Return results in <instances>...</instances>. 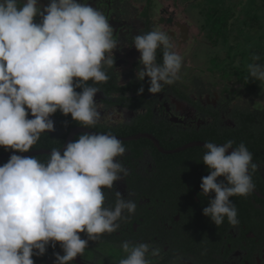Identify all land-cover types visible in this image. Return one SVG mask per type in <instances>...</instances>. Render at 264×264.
I'll return each instance as SVG.
<instances>
[{"label": "clouds", "instance_id": "1", "mask_svg": "<svg viewBox=\"0 0 264 264\" xmlns=\"http://www.w3.org/2000/svg\"><path fill=\"white\" fill-rule=\"evenodd\" d=\"M35 16L42 17L40 23L33 22ZM113 31L103 12L86 0H50L43 11L37 0H0V146L5 151L32 149L41 133L54 130L50 117L57 110L88 128L98 122L94 96L100 89L87 82L108 81L105 69L114 66L113 50L118 48ZM132 45L142 65L136 79L147 76L150 93H160L180 79L183 57L173 50L166 32L153 28L137 34ZM157 49L162 50V63L157 62ZM252 59L260 56L253 54ZM248 68L251 77L264 82V63ZM77 87L82 91L76 92ZM143 91L141 86L137 95ZM252 109L264 111V102L256 100ZM203 147L207 152L202 161L210 173L201 178V193H214V198L202 214L216 226L225 217L237 226L230 197H247L253 191L249 167L257 165L252 153L243 142L233 148L232 140L204 142ZM125 151L116 136L99 133L80 135L62 155L51 149L46 164L12 154L0 166V264H34L32 257L44 255L46 246L55 247L56 242L64 254H55L54 264H71L88 240L117 231V222L137 205L116 192L115 207H105L102 188L112 189L114 181L128 174L114 159ZM221 176L224 181L218 182ZM80 232L88 239H81ZM122 248L128 255L119 264H151L145 258L148 243L130 246L124 241ZM150 254L158 255L159 249Z\"/></svg>", "mask_w": 264, "mask_h": 264}, {"label": "flooded vegetation", "instance_id": "2", "mask_svg": "<svg viewBox=\"0 0 264 264\" xmlns=\"http://www.w3.org/2000/svg\"><path fill=\"white\" fill-rule=\"evenodd\" d=\"M38 2L43 11L50 0ZM86 3L103 12L118 41V48L113 50L114 66L105 69L108 81L87 82L100 89L94 96L100 113L98 122L88 128L74 121L71 114L57 110L50 117L54 130L41 133L29 151H5L0 146V166L10 159L6 156L10 153L35 157L46 164L51 149H58L62 155L66 145L82 134L116 136L126 151L114 159L128 174L114 181L112 189L102 188L104 206L114 208L119 192L136 203V210L124 214L126 218L117 222V231L104 233L96 241L88 240L83 254L71 264H119L128 255L122 248L124 241L130 246L148 243L145 258L151 264H264V111L252 109V98L241 102L239 96H222L211 87L204 88L193 75L187 81L179 79L165 85L160 93H150L149 78L136 79L137 68L142 65L132 43L135 35L155 28L152 11H138L127 0ZM41 19L35 16L33 22L40 23ZM167 34L177 48L189 40L185 24L173 23ZM157 62L162 63L161 49H157ZM141 86L144 91L137 95ZM74 90L82 91L79 87ZM28 111L27 118H33ZM228 140L233 141V148L243 142L252 153V163L257 167L250 166L249 174L255 187L247 197H230L239 224L231 226L225 217L216 226L202 214L214 198V193L207 197L201 193V178L210 173L202 161L207 152L203 144ZM217 181H224V177ZM79 235L88 239L85 232ZM155 248L159 254L152 256ZM55 254H64L60 242L55 247L46 246L44 255L32 259L34 264H54Z\"/></svg>", "mask_w": 264, "mask_h": 264}, {"label": "rangeland", "instance_id": "3", "mask_svg": "<svg viewBox=\"0 0 264 264\" xmlns=\"http://www.w3.org/2000/svg\"><path fill=\"white\" fill-rule=\"evenodd\" d=\"M127 1L138 11H152L155 28L166 33L173 29V23L188 27V42L174 49L183 57L182 67H187L184 71L181 67L182 81L193 75L204 88L211 87L222 96H239L241 102L249 98L264 102V82L251 77L248 68L249 64L264 63V0ZM214 8L220 22L219 35L207 21ZM253 54L260 60L254 61Z\"/></svg>", "mask_w": 264, "mask_h": 264}, {"label": "trees", "instance_id": "4", "mask_svg": "<svg viewBox=\"0 0 264 264\" xmlns=\"http://www.w3.org/2000/svg\"><path fill=\"white\" fill-rule=\"evenodd\" d=\"M215 11H216V9L214 8L208 13L207 21H211L212 29L215 30L218 33V35H219L221 28H220V26H217V23H220V22H217L218 21V15H216ZM224 21H225V19H224ZM214 26H217V27H214Z\"/></svg>", "mask_w": 264, "mask_h": 264}, {"label": "water", "instance_id": "5", "mask_svg": "<svg viewBox=\"0 0 264 264\" xmlns=\"http://www.w3.org/2000/svg\"><path fill=\"white\" fill-rule=\"evenodd\" d=\"M231 151H232V149L230 148V149L228 150L227 154H230ZM12 154H16V155H20V156H22V154H19V153H10V154H8V155H6V156H11ZM23 156H26V154H23Z\"/></svg>", "mask_w": 264, "mask_h": 264}]
</instances>
